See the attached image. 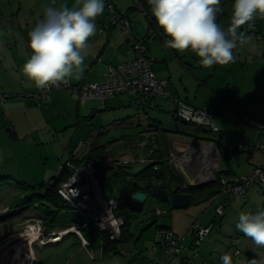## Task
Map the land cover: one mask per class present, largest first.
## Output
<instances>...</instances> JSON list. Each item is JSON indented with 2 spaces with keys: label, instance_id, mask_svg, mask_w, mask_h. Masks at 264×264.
Masks as SVG:
<instances>
[{
  "label": "rangeland",
  "instance_id": "374dc122",
  "mask_svg": "<svg viewBox=\"0 0 264 264\" xmlns=\"http://www.w3.org/2000/svg\"><path fill=\"white\" fill-rule=\"evenodd\" d=\"M111 1L117 12L129 15L132 28L148 25L147 14L154 18L150 6L147 8V13L146 10H142L135 0ZM233 3L234 0H230L223 8L224 16L230 20ZM52 5H67L69 8L79 6L77 0H0V22H6L9 25L14 24L15 26L18 22H25V24L31 26L38 16L44 13V7ZM102 14L103 17L110 18L106 9ZM253 22L256 23L257 27H264V18L257 17ZM253 22L251 25L246 26L252 28L254 26ZM28 26H25L28 28V30L26 29L27 32L29 31ZM16 31L18 32L19 29ZM155 66H157V63H154V68ZM69 84L73 85L71 82ZM23 96L22 98L28 99L32 103L15 102L18 97L9 95L4 97L5 101L13 103L18 110L4 114L0 109V260L5 256L14 257L27 244L30 245L31 250L30 257L23 256L20 253L18 261L13 264H121L122 257H119L115 263L108 260L100 261L99 253L93 251V249H88L87 252L75 235L66 237L63 243L57 245L48 243L44 247H40L36 239L31 241L27 237H22L24 232L27 231V225L34 224L36 220L41 223V234L44 233L42 222L38 217L40 210H38L37 205L23 203L24 200L30 197L32 192H43L44 186L49 185L58 175L59 166L64 165L73 155H80L86 142L90 141L92 143L98 139L103 146L117 145L118 150L129 152L132 149L135 154L131 153L132 156H138L128 161V164H132L130 162L146 158L144 156L146 153L142 156L140 150L138 151L143 141L141 140L143 137H138L139 131L146 129L151 121L155 119L160 122L167 132L176 131L175 125L180 132L185 130L192 136V139L189 137V140L185 141L197 144L196 146L209 145L211 141H219L220 137L226 149L231 152L234 148L239 147L242 151H245L242 152V155L246 158L249 156L247 153H251L250 149L254 150L256 143L259 141L256 139L257 135L263 134L257 128L249 125L245 119H239V121L242 120L240 123L243 124L238 127L240 131L236 132L237 134L233 131L232 134L229 133L226 136L224 134L216 135L206 129L185 124L177 120L175 115L173 116L168 110L165 111L167 107L165 101L170 102L171 99L169 98L159 99V101H162L159 103L164 109L163 112L147 110L145 113L137 107H128L129 101L125 99L127 101L125 108L109 109L96 113L94 116L91 115L90 109L82 110L79 99L65 89L52 91L49 98L46 99L39 98L36 94ZM225 113L230 115V113ZM9 118L15 127L19 129V137L11 136L8 132L12 128L10 127L11 121H8ZM91 135L93 136L91 137ZM248 136L253 140L251 144L247 143ZM260 140H264V134ZM211 148L216 150L214 146H211ZM115 152L112 155H115ZM178 153L182 155L188 153L190 157L183 156L184 161L194 157H198L199 160L197 150L194 148H188V150L176 149L174 152H170L175 156ZM108 158L111 157L108 156ZM198 160L192 161V166ZM206 162L209 163V159H206L205 156L202 157V163ZM237 164L238 162L233 163L238 173ZM263 164L264 158L256 167H261ZM146 165L144 163H133L132 170L139 171L145 168ZM214 165L212 169L207 170L208 174H212L210 171L214 170ZM255 168L251 175L254 173ZM102 177L104 178L102 179ZM244 177L246 176L241 178ZM97 178L106 198L115 197L118 200L121 197L125 183L117 170L107 167L97 175ZM212 187L210 185L202 188L204 192L196 196L198 203L182 210H175L169 205L148 200L144 205L140 220L138 216L137 219L131 221L128 230L130 234H134V238L129 246L148 257L154 247L157 227L163 225L171 228L172 231L177 229L178 237L184 239L182 243L185 246H190L192 239L188 232L193 224L207 213L208 215L205 216L206 221L209 216H216L214 205L211 204V199L208 198V194L212 192ZM32 189L34 191H30ZM237 200L242 201V210L238 207V209L227 211L222 220L223 223L216 226L213 231V235L216 234V231L223 234L224 239L220 244L222 246L221 253L212 254L213 259H210V255L205 260L199 261L195 258L189 264H222L220 259L225 254L231 255L232 264H247L250 259L257 261L259 264H264V247H257L250 238L244 236L236 228L240 212L255 214L258 211H264V187L262 190L260 189V193L251 187L245 199L239 197ZM12 208H18V210ZM154 208L160 209L166 214L163 217H155L152 212ZM60 222H67L66 218L60 219ZM224 222L226 226L222 229ZM56 237L59 238V235ZM45 238L49 239L51 235L45 236ZM237 241L238 243H236ZM135 244H137L136 247ZM237 249L240 251L239 256H235Z\"/></svg>",
  "mask_w": 264,
  "mask_h": 264
},
{
  "label": "crops",
  "instance_id": "0c3cea01",
  "mask_svg": "<svg viewBox=\"0 0 264 264\" xmlns=\"http://www.w3.org/2000/svg\"><path fill=\"white\" fill-rule=\"evenodd\" d=\"M135 1L141 6L140 2H138L139 0ZM59 6L60 5H52V7ZM43 15L44 13H41L31 26H28L25 22H18L16 26L14 24L9 25L6 22H0V98L5 96L8 97L9 95H16L18 100L15 102L27 104L32 103V101L22 97H24L23 95H35L37 87L33 82L24 76L22 67L31 56V50L28 47L29 32L35 27L36 23L43 18ZM102 15L96 18L98 28L97 34L91 37L88 41L89 47L87 49V55L84 59L83 73L79 75L78 78L76 75H73V77L69 79V81L73 83V85L71 84L72 86H78L82 83H104L106 67L109 64L117 65L132 62L139 57V54L135 52L127 42L120 28H111L106 32V34H99L100 29H105L109 25V19L107 17H103ZM126 16L129 18L128 14H126ZM217 23L226 30L230 24V19L223 16ZM253 23L254 26L251 29H254L255 35L250 36L251 40L248 44H238L237 48L234 49L235 61L227 65H214L212 68L202 67L198 58L191 51L179 53L175 50L167 48L164 42L168 39V37L164 34L163 30L158 26L155 20L154 25L149 21L148 25H140L139 27L136 26L132 28V34L139 39L145 40L148 48V54L155 59L157 66H155V68L153 66V69L157 78L168 81L167 91L171 95V98H169L171 99V103L169 101H165L167 103L165 111L168 110V112L174 115L176 106L173 103V98L185 101L190 106L213 115L214 121L220 129V132L217 134H224V136L229 135V133L232 134L233 131L237 134L238 131H240V128L238 127H241L243 124L240 123L242 120H236L234 116H230L225 113L228 107H232L238 113L245 114L247 117L264 124V27H257L256 23ZM25 26L29 27L28 32V28ZM16 28L19 29L18 32L16 31ZM248 29L249 27L245 25L240 31L247 34ZM125 99L129 101V105L126 104L127 101H125ZM5 100H0V109L4 114L13 113L18 110L13 103ZM133 102L134 100L132 98L121 94L106 102L92 100L81 104L82 110H85L86 108L90 109L91 115L95 116L96 113L104 112L109 109H117L121 107L125 108L126 105L128 107L136 108ZM159 102L162 101H159V99L148 100L145 106L140 109H142L145 113L147 110L163 112L164 109L160 106L161 104ZM8 121L10 122L11 119L9 118ZM10 123V127L12 128L8 132L11 136L19 137V129L15 127L12 121ZM157 128L164 130L162 129L163 127L160 122H157L155 119L151 121L146 129L139 131L138 137H143V139H141L143 141L141 142V145L139 146L140 149H138V151L140 150L142 156L146 153L144 155L146 158H148L151 153L152 156H155V158L159 156V153L156 152L158 148L156 147V144H154L155 137L159 134V131L156 130ZM175 129L179 133H182L178 130L176 125ZM183 133L189 135L185 130ZM262 135L263 134L257 135V141L260 140ZM92 136L93 135H91V137ZM189 137L192 139V136L190 135L184 136L181 134H168L167 141L169 153L175 151L176 149L188 150V148H194L197 150L199 148L206 147V150L213 155L215 162V174L219 175L220 179L225 181H231L234 177L250 176L254 168L258 166L264 158L262 153L253 149H250L251 153H247L249 155L247 158L242 155L245 151H242L239 147L234 148L230 152L225 148L221 141L222 138L219 136V141H211L209 145L201 146H196L197 144L185 141L189 140ZM252 142L253 140H251L248 136L247 143L251 144ZM100 143L101 142L98 139L92 143H90V141L88 143L86 142L84 150L81 151V154L76 156L73 155L71 159L76 158L79 161H87L92 164L91 162L108 156L112 159L123 160L126 162L131 160V158L138 157L132 156V149H130L131 152L126 150L122 151L121 149L118 150L117 145L103 146ZM211 146H214L216 150L211 148ZM114 152L115 155H112ZM200 156L207 157V155L203 153ZM202 157L199 160L200 165H202ZM156 161H158V159ZM235 162H238L237 165L239 174L234 168L233 163ZM195 163L196 164L192 166V162L190 160H186L185 166L191 176V172L195 169L199 170L200 167L198 162ZM124 166L127 167L117 169V172L123 177L124 183L125 181L131 180L134 174L142 170L133 171L132 164ZM204 175L207 176L206 174ZM180 177L183 183H185L183 177ZM103 178L104 177H102V179ZM125 178L127 180H124ZM202 179L206 180L205 177ZM139 184L142 188L145 187L143 183ZM252 188H254L256 192L260 193V189L262 190L263 187L260 185H254ZM220 190L221 188L219 184L217 187L215 186L212 188L211 194H208V198L211 199V204L214 205V209L216 207L215 201L220 196ZM201 192H204V190L201 189L198 191H192L191 205L198 203L196 196ZM246 195L241 198L245 199ZM238 198L232 199L227 196L221 197V201H223L225 207V213L222 218L217 219L216 216L213 215L212 217L209 216L206 221L205 216H207L208 213L200 217V221L198 220L197 222H199L201 226L208 227L209 225H214V228L209 238L197 250L196 256H194L191 251L193 238L190 231L188 232L192 240L190 246H185L183 244L185 247L183 264H189L195 258L199 261L205 260L209 257V255L211 256L210 259H213L212 254L216 252L221 253L222 246L220 244L224 239L223 234L221 232L219 234L218 231H216V234L213 235V231L216 226L223 223L222 220L226 216L227 211L231 209H238V207L242 210L241 205L243 203L241 200H237ZM141 215L142 213L138 218L139 220ZM225 226L226 223L224 222L222 229L225 228ZM66 230H62L60 232L62 233ZM58 231L59 230H56L54 232ZM177 232L178 230L176 229L174 234L179 236ZM65 238L66 237H64L60 242L53 244L57 245L63 243ZM133 238L134 234L131 233L128 235L127 240H121L115 243L104 242L96 247H82L85 248L86 251L88 249L97 251L99 253L100 261L108 260L112 263H115L119 257H122L121 264H146L150 260H157L161 257L162 252L160 249L155 251V245L152 249L151 255L148 257L141 254L140 251L133 249L129 246L132 243ZM136 245L137 244H135V247ZM252 260L253 259H250L247 264H250Z\"/></svg>",
  "mask_w": 264,
  "mask_h": 264
},
{
  "label": "built area",
  "instance_id": "2783aa9c",
  "mask_svg": "<svg viewBox=\"0 0 264 264\" xmlns=\"http://www.w3.org/2000/svg\"><path fill=\"white\" fill-rule=\"evenodd\" d=\"M104 9L109 13L110 23L107 28L100 29L99 34H106L111 28H120L127 42L132 49L139 54V57L132 62L117 65L109 64L106 67L104 83H83L78 86H72L67 83L45 89L37 88V97L46 99L52 91L65 89L71 95H75L80 103L84 104L92 100L106 102L123 94L132 98L134 104L138 106V108H143L148 99L171 98V95L167 91L168 81L157 78L153 69L155 59L148 54L145 40L139 39L132 34V25L129 18L120 15L111 0H104ZM254 32V29L249 28L247 35L253 36L255 35ZM0 100L3 101L5 98L1 97ZM173 103L176 106L174 115L177 120L185 124L209 130L215 134L220 132V129L214 121L213 115L196 109L180 99L173 98ZM181 105H186L192 109L194 118L187 120L183 119L178 114ZM226 112L234 116L236 120L245 119L249 125L257 128L264 134L263 123L247 116L240 117L239 113L232 107H228ZM204 114L207 118L201 119ZM254 150H257L264 155V140H259L256 143ZM197 153L199 155V160L202 157L200 156L202 153L207 155L206 159H209V163L206 162L200 165L198 157L187 159L191 162L198 160V164L200 165L199 170L195 169L191 172L192 176L191 174L190 176L197 183L215 180L216 174L214 170L210 171L212 174L207 173V170L209 168L212 169L215 163L213 155L206 150V147L197 149ZM183 156L190 157L188 153H184V155L178 153L177 156L170 154V165L173 166L177 172L179 167L186 165V161L182 159ZM75 162H77L76 158L59 166V171L65 166L70 171V176L58 187L57 193L79 217L80 225L72 226L62 233H51V238L46 239L45 236L41 234V223L39 220L34 221V224H28L26 229L30 228L37 231L38 238L36 239V242L39 243L40 247H44L49 242L55 243L58 239L62 240L69 235H75L82 243V246L86 248L89 246V243L84 237V233L90 230L103 234L110 241H119L121 237V229L124 225V219L116 214L120 202L116 198H106L102 194L97 175L102 170L107 169V167L116 170L119 166L126 165L128 162H122L118 159L108 157L104 158L97 166L92 164L80 165ZM130 163L151 164L152 160L143 158ZM74 177L75 179L72 183ZM204 177L206 180L202 179ZM254 185L264 187V164L261 167H256L251 176L244 178L237 177L231 181L220 179V196L215 201V213L217 219L222 218L225 213V207L223 201H221V197L227 196L232 199L244 197L247 191ZM73 189L76 190V194L71 191ZM153 213L156 217H162L166 214L157 208H154ZM213 228L214 225L203 227L199 222L193 224L190 229V234L193 238L191 251L194 256L197 255L196 250L201 247L207 237L210 236ZM57 235H59V238L54 241L52 238ZM183 241L184 239L176 236L171 229H159L155 236L154 245L156 248L154 250L156 251L157 249H160L162 252L161 257L157 260H150L146 264H183V255L185 254V247L182 243ZM236 243H238V241ZM239 255L240 251L237 249L235 256Z\"/></svg>",
  "mask_w": 264,
  "mask_h": 264
},
{
  "label": "clouds",
  "instance_id": "9594fccd",
  "mask_svg": "<svg viewBox=\"0 0 264 264\" xmlns=\"http://www.w3.org/2000/svg\"><path fill=\"white\" fill-rule=\"evenodd\" d=\"M77 3L79 6L73 8L45 6L43 18L29 32L31 56L22 72L37 88L67 84L73 75L78 78L84 71L88 41L98 32L96 18L104 11V0ZM148 4L168 37L165 46L179 53L191 51L204 68L233 63L234 49L251 40L240 30L257 17L264 18V0H234L226 30L217 23L221 0H148ZM178 114L186 120L194 118L186 105L180 106ZM203 118H207L205 114ZM71 191L76 194V190ZM236 228L257 247H264V211L240 212ZM221 260L222 264H232L230 254Z\"/></svg>",
  "mask_w": 264,
  "mask_h": 264
},
{
  "label": "trees",
  "instance_id": "16d2710c",
  "mask_svg": "<svg viewBox=\"0 0 264 264\" xmlns=\"http://www.w3.org/2000/svg\"><path fill=\"white\" fill-rule=\"evenodd\" d=\"M229 1L230 0H221L220 7L222 8V11L217 14V22L224 16L223 8L225 4ZM138 2H140L143 10L144 11L146 10L147 12V8L150 6L148 4V0H139ZM119 14L123 15L121 13ZM123 16H126V15H123ZM147 16H148L149 21L154 25V19L150 18L149 15ZM148 100H157V99H148ZM148 100H146V102ZM239 116L242 117L246 115L239 113ZM156 130L159 131V134H157V136L155 137L154 144H156V147L158 148L156 152L159 153V156L157 158L153 156L151 164H147L144 169L134 174L131 180L125 181V187H124L123 193L121 197L118 198L120 202V206L116 214L117 216L122 217L124 219V225L121 229V237L119 241L128 239V235L130 234L128 229H129V226L131 225V221H134L135 219L138 218V216H140V215H137V213L132 212L126 206L125 204L126 192L132 191V190H142L145 192H149L153 187H158V188H161L169 192L172 187H176L179 193H190V194L192 193V191L182 189L184 187V183L180 175L178 174V172L174 169L173 166L170 165V161H169L170 153H169V149H168L169 147H168V141H167L168 134H177V135L181 134L184 136H189V135H186L183 132L179 133L178 131L167 132L166 130H161L160 128H157ZM208 132L210 131L208 130ZM102 159L103 158H100L97 161H93V162L90 161V162L92 163V165L97 166L102 161ZM155 159L156 160L158 159V161H156ZM75 163L80 164V165L90 164L87 161L82 162V161H79L78 159H77V162ZM125 167L127 166L122 165V166H119L117 169L125 168ZM69 176H70V171L65 166H63V169L61 171H58V175L49 183V185L44 186L43 192H36V191L34 193L32 192V195L26 198L23 202L26 204L37 205L38 210H40L38 217L40 218L42 222V226L44 230L43 234L45 236H48L51 233H61L60 231L62 230H66L72 226L80 225L79 217L74 213L71 207L65 201L62 200V198L57 193L58 187L62 183H64L69 178ZM139 183H143L145 187L142 188ZM219 184H220V177L219 175L216 174L215 183L212 184L211 187L212 186L215 187ZM30 191H34V190L32 189ZM12 209L18 210V208H12ZM62 218H66L67 222L61 223L60 219ZM58 228H59V231L54 232ZM165 228L168 229V227H165V226H159L157 229L159 230V229H165ZM84 237L86 238V240L89 243V246L91 247L92 246L96 247L99 244L104 243V242L105 243L106 242L107 243L117 242V241H113V242L109 241L107 237H105L103 234H100L99 232L93 231V230L86 231L84 233ZM256 264H259V263L256 261Z\"/></svg>",
  "mask_w": 264,
  "mask_h": 264
},
{
  "label": "water",
  "instance_id": "95a60500",
  "mask_svg": "<svg viewBox=\"0 0 264 264\" xmlns=\"http://www.w3.org/2000/svg\"><path fill=\"white\" fill-rule=\"evenodd\" d=\"M152 153L148 159L152 160ZM180 176L184 179L183 190L198 191L202 188L210 186L215 183V180L203 181L197 183L187 171L185 166H181L178 169ZM148 200H154L158 203L169 205L175 210H182L189 207L192 203V195L189 193H179L176 187H172L168 192L158 187H153L149 192L142 190H132L126 192L125 204L134 213L141 214L144 205Z\"/></svg>",
  "mask_w": 264,
  "mask_h": 264
},
{
  "label": "bare ground",
  "instance_id": "6f19581e",
  "mask_svg": "<svg viewBox=\"0 0 264 264\" xmlns=\"http://www.w3.org/2000/svg\"><path fill=\"white\" fill-rule=\"evenodd\" d=\"M22 237H27L31 241L34 240V239H37L38 238L37 231L34 230V229H30L29 228V229H27V231L24 232V234L22 235ZM57 238L58 237L55 236L52 239H54V241H55ZM60 241L61 240L58 239L55 243H58ZM44 242H45V240H44ZM20 253H22L23 256L30 257L31 256L30 245L29 244L25 245V247H23V249H22V251H20ZM20 253H17L12 258H9L8 256L7 257L5 256V257L1 258L0 264H13V263H15L16 261H18V257L20 255Z\"/></svg>",
  "mask_w": 264,
  "mask_h": 264
}]
</instances>
